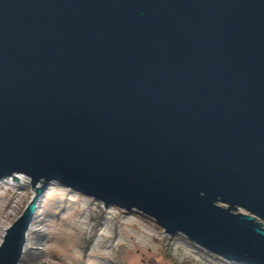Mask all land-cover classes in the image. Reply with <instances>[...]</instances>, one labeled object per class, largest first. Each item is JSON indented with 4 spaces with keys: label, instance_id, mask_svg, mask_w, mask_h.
Here are the masks:
<instances>
[{
    "label": "water",
    "instance_id": "obj_1",
    "mask_svg": "<svg viewBox=\"0 0 264 264\" xmlns=\"http://www.w3.org/2000/svg\"><path fill=\"white\" fill-rule=\"evenodd\" d=\"M17 174L35 195L0 264L53 182L264 264V0H0V180Z\"/></svg>",
    "mask_w": 264,
    "mask_h": 264
},
{
    "label": "rangeland",
    "instance_id": "obj_2",
    "mask_svg": "<svg viewBox=\"0 0 264 264\" xmlns=\"http://www.w3.org/2000/svg\"><path fill=\"white\" fill-rule=\"evenodd\" d=\"M30 183L31 180L0 183V244L6 229L35 195ZM37 207L34 231L29 232V245L20 264L233 263L197 246L182 234L165 233L147 215L116 206L105 207L100 200L54 182L42 193ZM238 211L244 212L242 208ZM35 246L40 249H34ZM27 252L38 255L32 258Z\"/></svg>",
    "mask_w": 264,
    "mask_h": 264
},
{
    "label": "built area",
    "instance_id": "obj_3",
    "mask_svg": "<svg viewBox=\"0 0 264 264\" xmlns=\"http://www.w3.org/2000/svg\"><path fill=\"white\" fill-rule=\"evenodd\" d=\"M16 176L19 177L20 180H16V179H14L13 177H7V178H4V179L0 180V183H2V182H10L11 180H12V181H21V180H22V181H25L26 183H28L29 180H30V178L27 177V176L24 175V174H17ZM37 214H38V207H37V204H36V210H35V213H34L33 220L31 221V223H30V225H29V228H28V230H27V232H26V244H25L24 250H25V248L29 245V244H28V241H29V240H28V239H29V232L31 231V229H32V231H31L30 233H32V232L34 231V229H33V225H34V223H35V219H36V217H37ZM39 216L42 217L43 215L40 214ZM35 231H36V230H35ZM34 249H40V248H38V247L35 246ZM18 264H20V262H19Z\"/></svg>",
    "mask_w": 264,
    "mask_h": 264
},
{
    "label": "trees",
    "instance_id": "obj_4",
    "mask_svg": "<svg viewBox=\"0 0 264 264\" xmlns=\"http://www.w3.org/2000/svg\"><path fill=\"white\" fill-rule=\"evenodd\" d=\"M27 254H29V257H34V256H36V255H38V253H36V252H27ZM36 258V257H35ZM116 264V263H115ZM118 264V263H117ZM121 264V263H120ZM231 264H233V263H231Z\"/></svg>",
    "mask_w": 264,
    "mask_h": 264
}]
</instances>
